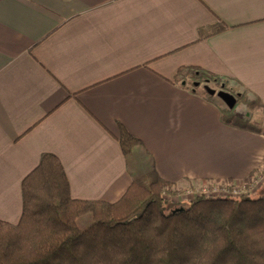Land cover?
Listing matches in <instances>:
<instances>
[{"label": "crops", "instance_id": "1", "mask_svg": "<svg viewBox=\"0 0 264 264\" xmlns=\"http://www.w3.org/2000/svg\"><path fill=\"white\" fill-rule=\"evenodd\" d=\"M181 66L264 102V0H0V219L18 222L42 152L78 199L114 202L150 170L177 187L246 181L264 131L174 82ZM119 124L141 141L127 157Z\"/></svg>", "mask_w": 264, "mask_h": 264}, {"label": "trees", "instance_id": "2", "mask_svg": "<svg viewBox=\"0 0 264 264\" xmlns=\"http://www.w3.org/2000/svg\"><path fill=\"white\" fill-rule=\"evenodd\" d=\"M225 28L218 20L207 33L200 28L199 37ZM183 76L216 75L181 66L174 82ZM118 129L127 157L141 141ZM173 187L150 170L114 202L73 198L59 158L42 152L21 181L18 222L0 219V264H264V183L255 197L256 190L237 197L200 193L179 202L168 199L179 191ZM85 213L91 222L80 228Z\"/></svg>", "mask_w": 264, "mask_h": 264}, {"label": "rangeland", "instance_id": "3", "mask_svg": "<svg viewBox=\"0 0 264 264\" xmlns=\"http://www.w3.org/2000/svg\"><path fill=\"white\" fill-rule=\"evenodd\" d=\"M202 79H195L194 77L190 76H183L180 78V82L184 84V86H188L189 89L193 91H204L207 93V89H214L216 92L219 90H223L225 92L230 93L233 95V97L236 99V103L232 108H229L224 101L219 98L216 93L213 95H210V97L213 96V98H216L217 100H222L224 106H223V115L226 118L232 119L233 121H236L238 124L255 129V130H262L264 131V102L258 101L255 97L248 93H240L239 91H236L234 88H231L227 86V81L224 79H220L221 84L223 86L220 88V84L217 82H214L211 78L207 81H201ZM199 81L198 85L195 87H191L192 82ZM201 81V82H200ZM231 86V85H230ZM264 159L262 163L251 173V175L248 177L246 181H244L241 184H233L232 182L228 181H218V180H206L195 184H187L185 186H174V189L179 190L177 193L171 194L168 196V199L172 202H179L187 201L188 199L193 198L196 194L200 193H211V194H220V189H226L227 191H230L231 189H236V193H229L228 195L231 196H242L245 195L249 190L245 191V187H248V189L256 188V193L252 194L253 191L251 190V196L255 197L259 193V189L261 188V184L264 183ZM261 182L258 183L256 186L251 184L252 178L254 175L260 176ZM250 184V185H249ZM214 188H218L215 191H212ZM213 192V193H212ZM91 222L90 215L88 213L83 214L80 216L77 220V224L80 228H86Z\"/></svg>", "mask_w": 264, "mask_h": 264}, {"label": "built area", "instance_id": "4", "mask_svg": "<svg viewBox=\"0 0 264 264\" xmlns=\"http://www.w3.org/2000/svg\"><path fill=\"white\" fill-rule=\"evenodd\" d=\"M212 79L214 82H217L218 84H220L221 86H220V88L223 86V84H221V82H220V80L219 79H217V77L216 76H210V77H205V78H202V80L201 81H207V80H209V79ZM200 81V82H201ZM198 83H199V81H196V82H192V85L193 86H191V87H195V86H197L198 85ZM196 88V87H195ZM191 89H194V88H191ZM264 172V171H263ZM263 174H261L260 176H257V175H254L253 176V178H252V182H250L251 184H253V185H257L258 183H260L262 180H261V176H262ZM250 185V184H249ZM249 188V186L248 187H245V191H247V190H249V192H252L253 190H255L256 188H253V189H248ZM218 188H214L212 191H215V190H217ZM252 190V191H251ZM232 191V192H231ZM236 193L237 191H236V189H231L230 191H227L226 189H220V194H222V195H228L229 193ZM213 193V192H212Z\"/></svg>", "mask_w": 264, "mask_h": 264}, {"label": "water", "instance_id": "5", "mask_svg": "<svg viewBox=\"0 0 264 264\" xmlns=\"http://www.w3.org/2000/svg\"><path fill=\"white\" fill-rule=\"evenodd\" d=\"M207 91L210 93V94H214L216 93V95L221 98L224 103L229 107V108H232L235 103H236V99L233 97V95H231L230 93L228 92H225L223 90H219V91H215L214 89H210L208 88Z\"/></svg>", "mask_w": 264, "mask_h": 264}]
</instances>
